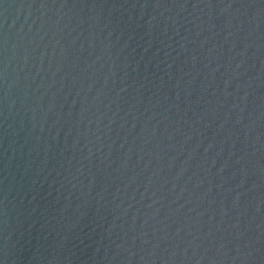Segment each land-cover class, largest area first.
Returning <instances> with one entry per match:
<instances>
[{
  "label": "water",
  "instance_id": "obj_1",
  "mask_svg": "<svg viewBox=\"0 0 264 264\" xmlns=\"http://www.w3.org/2000/svg\"><path fill=\"white\" fill-rule=\"evenodd\" d=\"M0 264H264V0H0Z\"/></svg>",
  "mask_w": 264,
  "mask_h": 264
}]
</instances>
